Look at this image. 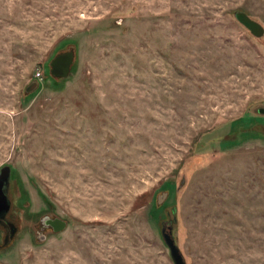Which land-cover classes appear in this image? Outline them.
I'll use <instances>...</instances> for the list:
<instances>
[{
    "label": "rangeland",
    "instance_id": "1",
    "mask_svg": "<svg viewBox=\"0 0 264 264\" xmlns=\"http://www.w3.org/2000/svg\"><path fill=\"white\" fill-rule=\"evenodd\" d=\"M238 11L264 29V0H0V264H173L168 227L185 264H264V32Z\"/></svg>",
    "mask_w": 264,
    "mask_h": 264
},
{
    "label": "water",
    "instance_id": "2",
    "mask_svg": "<svg viewBox=\"0 0 264 264\" xmlns=\"http://www.w3.org/2000/svg\"><path fill=\"white\" fill-rule=\"evenodd\" d=\"M235 17L239 22H241L245 27H247L250 32L256 36L261 37V35L264 32L263 27L256 21L252 20L247 14L244 12H236ZM59 61L61 63L63 62V68L62 71L65 72V74L68 73V65L72 62L73 60V53L72 51H65L62 52L61 54L57 55ZM36 87V82L30 84L27 86V91H31ZM259 112L264 113V109H259ZM10 167L8 166H3L0 168V224L5 225V215L10 209L11 202L9 201V198L7 196V191H8V183H9V173ZM166 194L163 193L158 196V203H161L165 200ZM48 222H54L55 223V228L61 229L64 226V222L58 218L53 219V221H50L49 219L46 220ZM7 226L8 234L4 238V244H7L11 237L15 234L16 227L14 224L11 222ZM168 233L166 232V229H162V238L164 239L166 245L168 246L169 253L171 255L173 264H185L184 259L182 257V254L179 253L178 248L173 242V239L170 237V227H168Z\"/></svg>",
    "mask_w": 264,
    "mask_h": 264
},
{
    "label": "flooded vegetation",
    "instance_id": "3",
    "mask_svg": "<svg viewBox=\"0 0 264 264\" xmlns=\"http://www.w3.org/2000/svg\"><path fill=\"white\" fill-rule=\"evenodd\" d=\"M61 54V53H60ZM57 55H59V54H57ZM57 55L56 56H54V58L51 60V62L49 63V65H48V72H50V74L51 75H54V76H56V77H58V78H62V76H64V75H66L65 74V72H63L62 71V68H63V62L61 63V61H59V59H58V57H57ZM71 64V63H70ZM70 64L68 65V69H69V66H70ZM10 167V166H9ZM10 171H11V169L9 170V173H10ZM10 177H11V173H10ZM10 177H9V182H10ZM8 191H9V183H8ZM8 191H7V196H8V198H9V195H8ZM9 201H10V199H9ZM10 209H11V205H10ZM10 209H9V211L7 212V214L5 215L6 217H5V220H4V222H5V225H8V224H10L11 222L14 224V222L13 221H11V220H9L8 219V213L10 212ZM48 224L49 225H51L52 227H55V223L53 222H48ZM5 230H7V226H5V225H3V224H0ZM14 226H15V224H14ZM16 227V226H15ZM8 234V230H7V232H6V235ZM5 235V236H6Z\"/></svg>",
    "mask_w": 264,
    "mask_h": 264
},
{
    "label": "built area",
    "instance_id": "4",
    "mask_svg": "<svg viewBox=\"0 0 264 264\" xmlns=\"http://www.w3.org/2000/svg\"><path fill=\"white\" fill-rule=\"evenodd\" d=\"M40 75V73H38Z\"/></svg>",
    "mask_w": 264,
    "mask_h": 264
}]
</instances>
